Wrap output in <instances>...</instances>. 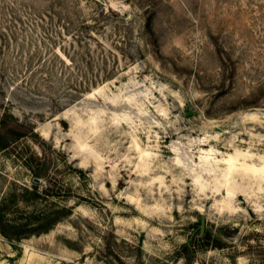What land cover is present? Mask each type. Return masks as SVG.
I'll return each instance as SVG.
<instances>
[{
  "label": "rangeland",
  "instance_id": "obj_1",
  "mask_svg": "<svg viewBox=\"0 0 264 264\" xmlns=\"http://www.w3.org/2000/svg\"><path fill=\"white\" fill-rule=\"evenodd\" d=\"M0 264H264V0H0Z\"/></svg>",
  "mask_w": 264,
  "mask_h": 264
},
{
  "label": "water",
  "instance_id": "obj_2",
  "mask_svg": "<svg viewBox=\"0 0 264 264\" xmlns=\"http://www.w3.org/2000/svg\"><path fill=\"white\" fill-rule=\"evenodd\" d=\"M202 230V229H201Z\"/></svg>",
  "mask_w": 264,
  "mask_h": 264
}]
</instances>
